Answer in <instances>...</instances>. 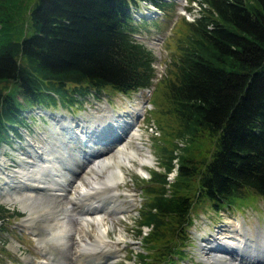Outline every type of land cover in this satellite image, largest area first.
I'll return each instance as SVG.
<instances>
[{
	"label": "trees",
	"instance_id": "16d2710c",
	"mask_svg": "<svg viewBox=\"0 0 264 264\" xmlns=\"http://www.w3.org/2000/svg\"><path fill=\"white\" fill-rule=\"evenodd\" d=\"M141 1L169 4L0 0V147L21 138L30 109L152 86L155 57L135 38L141 28L131 12ZM198 3L178 40L172 76L154 100L164 172H152L138 213V235L153 250L142 257L147 264L185 254L198 203L220 209L248 195L264 201V0ZM202 139L209 145L197 159L191 150ZM5 212L0 204V231Z\"/></svg>",
	"mask_w": 264,
	"mask_h": 264
},
{
	"label": "rangeland",
	"instance_id": "374dc122",
	"mask_svg": "<svg viewBox=\"0 0 264 264\" xmlns=\"http://www.w3.org/2000/svg\"><path fill=\"white\" fill-rule=\"evenodd\" d=\"M25 1L27 5L32 2V0ZM166 2L169 4L165 8L156 7L142 1L139 2L137 6L133 5L135 8L133 6L131 8V12L136 13L137 11V14L134 16V22L141 28L136 39L145 45L155 57L153 67L156 70V78L150 89H141L127 94L106 89L98 99L89 95L75 101L73 104L66 102L65 104H58L47 109H30L25 113L26 116L29 115L30 117L27 125L19 128V134L22 137L20 138L21 140L18 142L13 140V138L11 146L0 147V204L8 209V212H5L7 216L5 221L1 222L0 264H39V262H49L51 258L54 259L49 255L47 249L43 248V245L39 241V237L46 236V234L49 233L48 222H52L60 215L58 211V216L53 213H47L46 216H51L46 217L43 211L44 208H37L40 214L42 213L39 217L32 213L30 214V212L36 208L34 205L37 203L47 208L48 205H50L48 201H51V206H54V201L51 200V197L46 193L44 194V192L37 194V197L35 196L34 199L27 203L33 208H30V210L24 209L20 202L24 203L25 199L23 200L22 193L25 188L27 189L28 187L25 186L24 188L22 185L17 189L15 186L17 184H14L12 180L9 182L5 177L6 170L4 167L7 165V167L9 166L11 169L18 170L17 168L20 167V165H18L19 163L28 166L29 162H35V158L33 156L31 158L30 152H32L34 148L44 147L45 144L49 142L50 136L55 135L52 118L60 119V121L63 122L70 118L74 124L79 123V125H81L83 123L84 125H95L97 122L103 123L107 119L108 114H110V117L121 115L119 119H128V115L126 114L129 112V109L139 106V111L133 124L135 128L139 129L137 132L139 135L131 137L129 140L127 139L128 142L126 144V150L129 152L132 150L135 151L136 156L132 159L131 156L128 157V159L131 160L129 166H126V164L125 166H121L124 176L123 178L117 177V179H119V185L114 189L117 196L112 198L113 192L111 191V197L102 201L100 209L103 210V207H105L104 209L111 207V202L109 203L107 199L112 201L113 199H117L114 208L118 211L113 212L107 210L108 213L103 221V225L106 227L104 237L117 242L116 247L112 249L111 253V258L114 260L113 264L149 263L148 260L146 263V260L142 257L152 256L153 250L146 248L142 241V236L138 235V230H140L138 225L140 220L138 213L142 203L145 202L146 187L149 185L148 181L151 178L152 172H164L161 164L160 146L157 145V139L162 135L161 128L163 123L161 122L162 117L160 118V111L156 109L155 101L159 91L162 90L160 86L162 79H169L172 76L170 63L179 53L177 43L184 31L185 21L193 20V17L199 12L198 0H166ZM27 12L28 9L25 10V13ZM140 19L143 21L141 22ZM163 130H165V127ZM114 135L115 133L111 136L113 137ZM122 135L124 134L122 133ZM115 140L117 139L113 138V141ZM137 142H139L140 147H137ZM169 143L172 142L170 141ZM121 144L122 142L117 145ZM109 145L110 144H106L105 146ZM208 145V141L202 139L197 149L196 145L191 150L194 157L200 159L204 150L208 148ZM91 146L93 147L94 145L89 144V147ZM53 148L54 147H50L52 150ZM109 151L108 154L110 156H115V148L109 149ZM148 155H151L153 163H146V165L143 166L142 169L146 170L145 173H148L147 175L141 174L138 172L137 158L148 157ZM59 159L60 158H58V160ZM108 165V171L104 168L102 169L103 171H94V173H90L92 179L95 177L98 178V184L95 183L96 181L87 183L90 184L93 191H90L93 193V199L86 200L87 204H90V202L94 200L98 201V197L105 193L104 189L106 191L108 190L103 183L109 178H115L116 175L113 172L110 171L111 174L109 173L110 166L115 165L114 161L111 160ZM61 166H64L63 159H61ZM85 166L91 167L92 164L88 163L85 164ZM176 167L169 173V181H174L176 178ZM63 171L69 170L64 169ZM76 171L79 172V169H76ZM64 187V190H69L71 184L68 183L66 186L64 184ZM43 200H45V202H42ZM26 201L27 200H25V202ZM65 201L67 207L69 206V208L74 209L75 212L76 209L80 211V207H76L77 202H75V200L74 202H68L66 197ZM96 204L98 205V202L93 203V207H96ZM193 218L194 223L190 229L191 237L189 243L183 249L185 254L176 256L175 262L172 264H209L203 257V254L209 251L205 248V243L213 238L214 233L222 229L224 230V235H228L226 229L233 228L237 222H240L241 225V227L238 228L239 231L242 230L248 237L254 240L258 239L259 242L263 244L260 246L258 243L245 242L247 245H243V242H241L239 243L241 249L249 252L255 249L256 252L252 253L253 255L259 252V248L264 249V202L259 196L248 195L245 198L238 199L232 206L220 209L211 208L206 201H203L196 205ZM67 221L69 224L73 223V216L68 217ZM147 231V228L142 229L143 234H146ZM84 232L89 234V231L87 232L86 229ZM89 236L91 237L90 234ZM68 238H71V236H68ZM217 247L220 249L219 246ZM216 252L218 251H212V253ZM62 253H64L63 259L60 262L61 264H67L71 259L66 255L67 252L65 253L62 251ZM227 258H230V256L227 255ZM232 258H236L239 264H244L245 262H242V260L234 256V254ZM56 260L57 258L54 259L52 264H58ZM218 262L219 261H217V264H229L228 262ZM95 263L106 264V260L100 259L95 261ZM72 264L74 263L72 262Z\"/></svg>",
	"mask_w": 264,
	"mask_h": 264
},
{
	"label": "bare ground",
	"instance_id": "6f19581e",
	"mask_svg": "<svg viewBox=\"0 0 264 264\" xmlns=\"http://www.w3.org/2000/svg\"><path fill=\"white\" fill-rule=\"evenodd\" d=\"M139 107L129 109V112L126 114L128 115V119H119L120 115L114 116V118L110 117V114H108L107 119L103 123L97 122L95 125H84L82 123L79 126L77 124L74 125L71 119H67V122H63L60 121V119L52 118L55 135L50 136L49 142H47L44 147L33 149L31 155L35 158V162H29L28 166L19 163L18 165H20V167L17 168L18 170L11 169L9 166L7 167V165L4 167L6 170L5 177L9 182L12 180L14 184H17L15 185L17 189L22 185L24 188L25 186L28 187L27 189L25 188L22 193L23 200L25 199L27 201L25 202L24 200V203L20 202L24 209L30 210V208H33L27 203L34 199L37 194L42 192H44V194L46 193L51 197V200L54 201V206H51L52 202L48 201L50 205H48L47 208L39 203L35 204L34 207L36 208L33 209L30 214L32 213L37 217L41 216L42 213L40 214V211L39 209L37 210V208H44L43 211L45 216L47 213H53L58 216V211L60 212V215L56 217L55 220L48 222L49 233H47L46 236L39 237V241L43 245V248H46L49 255L54 259L57 258L56 262H58V264H61L60 261L63 259L64 253H62V251L65 253L67 252L66 255L71 259L67 264H72V262L74 264H97L95 261L100 259H105L106 264H113L114 260L111 258V253L112 249L116 247L117 242L104 237L106 227L103 225V221L108 213L107 210L113 212L118 211L114 208L117 199H113V201L107 199L109 203L111 202V207L107 209H104L105 207H103V210H101L100 204H102L104 199L106 200V198L111 197V191L113 192L112 198L117 196V193L114 190L119 185V179H117V177L123 178L124 176L121 166H125V164L126 166H129L131 160H129L128 157L131 156L132 159L136 156L135 151L132 150L129 152L126 150V144L128 142L127 139L129 140L131 137L139 135L137 133L139 129L132 126L131 123L136 118ZM108 120H112V123ZM113 133L117 134L119 137L122 136L121 141L117 142L116 140L113 143H108L110 144L109 146H105L107 143L102 142V140L108 141ZM122 133L124 135H122ZM74 135L76 136L77 141ZM121 142V145H117ZM84 144L87 147V152L85 153H87L88 158H82L83 155L79 150V147L82 148ZM89 144H93L94 146L89 147ZM136 144L137 147H140L139 142ZM50 147H54L53 150L50 149ZM114 148L115 156H110L108 151L109 149ZM58 158L60 159L58 160ZM61 159L64 161V166L70 167V169L73 170V173L71 171V173L69 171H63L65 168L61 166ZM111 160L114 161L115 165L110 166L109 173L110 171L113 172L116 175L115 178H109L103 183L108 190L106 191L104 189L105 193L98 197V201L94 200L91 201L90 204H87L86 200L93 199V193H91L93 192L92 188L90 184L87 183L96 181L95 183L98 184V178L95 177L92 179L90 173L101 171L104 168L108 171L107 165ZM137 161L138 172L146 175V170H143L142 168L146 163H153L151 155H148V157H138ZM88 163H91L92 166H85V164ZM76 169H79V172H76ZM68 183L71 184L70 189L64 190V184L66 186ZM64 194L67 197L68 202H74V200L77 202L76 207H80V211L76 209L75 212L74 209L66 206V197ZM42 202H45V200ZM95 202H98V205L96 204V207H93V203ZM70 216H73L74 219L71 224L67 221ZM240 227V222H237L233 228L226 229L228 235H224V230L222 229L221 231L214 233L213 238L205 243V248L209 251L208 253H204L203 257L209 262V264H217V261L228 262L229 264H239L236 258H232L233 254L234 256L239 257L242 261L248 263L256 262L258 264H264V249L257 248L259 252L255 253V257V254H252L254 252L253 249L252 253H248L247 255L243 254L244 250L241 249L239 243L243 242V245H247L245 242H252L258 243L260 246L263 244L262 242H259L258 239L254 240L251 237H248V235L242 230L239 231L238 228ZM85 229L87 232L89 231L91 237L84 232ZM68 236H71V238H68ZM217 246H219L221 250H216L215 247ZM224 249L231 251L228 253L225 252ZM212 251L218 252L212 253ZM241 254H243V256ZM227 255H229L230 258H227ZM252 257H254L253 261ZM54 259L51 258V261H43L39 262V264H52Z\"/></svg>",
	"mask_w": 264,
	"mask_h": 264
},
{
	"label": "water",
	"instance_id": "95a60500",
	"mask_svg": "<svg viewBox=\"0 0 264 264\" xmlns=\"http://www.w3.org/2000/svg\"><path fill=\"white\" fill-rule=\"evenodd\" d=\"M84 157L86 158V154L84 155Z\"/></svg>",
	"mask_w": 264,
	"mask_h": 264
}]
</instances>
